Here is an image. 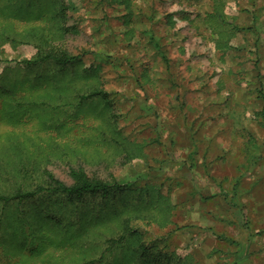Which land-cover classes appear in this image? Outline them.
Wrapping results in <instances>:
<instances>
[{
	"label": "rangeland",
	"instance_id": "obj_1",
	"mask_svg": "<svg viewBox=\"0 0 264 264\" xmlns=\"http://www.w3.org/2000/svg\"><path fill=\"white\" fill-rule=\"evenodd\" d=\"M22 1L0 0V33H17L0 42V171L24 161L66 184L74 168L134 186L114 220L102 204L92 221L37 204L42 228L22 226L0 264L84 262L123 225L144 254L128 245L102 264H264V0H58L61 31L47 0ZM35 32L80 59L18 63Z\"/></svg>",
	"mask_w": 264,
	"mask_h": 264
},
{
	"label": "trees",
	"instance_id": "obj_2",
	"mask_svg": "<svg viewBox=\"0 0 264 264\" xmlns=\"http://www.w3.org/2000/svg\"><path fill=\"white\" fill-rule=\"evenodd\" d=\"M24 5H29L31 2L23 0ZM46 6V9H53V20L56 21L54 25L58 26L57 31H61V20H64L66 11L62 3L58 0H47L42 3ZM23 4L19 5L22 7ZM29 7V6H28ZM38 7V5H36ZM38 10V8H36ZM37 31V30H36ZM17 34V33H16ZM0 33V42H12L17 41V36ZM32 39L37 47V52L32 58H26L18 63L25 64V66L32 67L37 64L40 65H56L60 69L68 65L75 64L80 55H73L67 52L65 49L58 48L56 46H50L46 48V39L38 35L37 32L32 34ZM150 40L157 53L161 56L162 60L168 66L169 59L166 56L165 51L159 44V40L156 39L154 33L150 35ZM30 67V68H31ZM106 95V93H102ZM100 95L99 91H93L89 94L82 95L81 101ZM257 98L262 102L260 110L256 113L259 117V124L264 129V91L263 88L257 90ZM23 162V163H22ZM34 167H31L28 163L21 161L15 163L10 169L0 171V245L3 249L12 251L17 247V241L20 237L27 236L22 231V226L29 225L34 227L35 231L41 229L39 225L38 216L42 212L38 209L39 206L44 207L47 211L46 215L53 213V215H61L63 218H67L70 215L80 214L83 219L89 218L93 220L94 215L99 214L103 210L105 214V220H114L119 218L122 214L129 212V209L121 211H110L111 208H116L115 200L119 197L125 189L130 188L133 182L123 181L117 182L116 179L107 180L101 179L97 176L88 175L83 169H70V177L72 182L66 184L65 182L57 179L49 171H42L40 174H35ZM138 181V180H137ZM140 196L142 194L140 193ZM127 195L121 197L122 203H126ZM36 203V204H33ZM95 211L94 208H98ZM126 206V205H125ZM115 210V209H114ZM20 224V235H16L14 232L15 225ZM84 223V222H83ZM258 234H261L259 232ZM139 235L138 230L123 225L120 231H113L111 236L104 238L98 244L94 246V255L84 262L69 263V264H102L108 257L115 256V252H119L122 249H126L127 246L131 247L134 254L140 256L144 254V247L131 243L134 237ZM20 246L19 252L22 253V249L27 246L26 241ZM145 249L146 248L145 246ZM17 252V251H16ZM153 254V253H151ZM162 256L158 255L156 260ZM166 264H174V256L172 254L165 255ZM161 260L156 264H160ZM11 264V263H6ZM178 264V263H176Z\"/></svg>",
	"mask_w": 264,
	"mask_h": 264
}]
</instances>
